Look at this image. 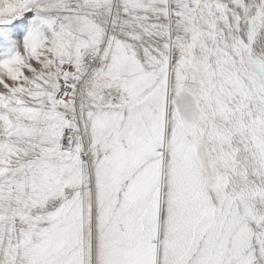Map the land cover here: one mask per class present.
Segmentation results:
<instances>
[{
    "label": "snow or ice",
    "instance_id": "1",
    "mask_svg": "<svg viewBox=\"0 0 264 264\" xmlns=\"http://www.w3.org/2000/svg\"><path fill=\"white\" fill-rule=\"evenodd\" d=\"M0 264H264V0H0Z\"/></svg>",
    "mask_w": 264,
    "mask_h": 264
}]
</instances>
